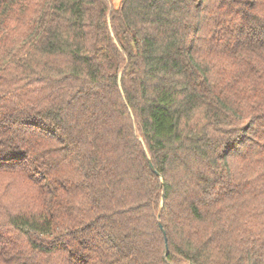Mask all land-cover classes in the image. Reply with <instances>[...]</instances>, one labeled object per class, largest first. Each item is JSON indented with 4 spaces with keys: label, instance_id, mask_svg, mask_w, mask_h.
I'll use <instances>...</instances> for the list:
<instances>
[{
    "label": "trees",
    "instance_id": "obj_1",
    "mask_svg": "<svg viewBox=\"0 0 264 264\" xmlns=\"http://www.w3.org/2000/svg\"><path fill=\"white\" fill-rule=\"evenodd\" d=\"M0 179V264H264V0H0Z\"/></svg>",
    "mask_w": 264,
    "mask_h": 264
},
{
    "label": "rangeland",
    "instance_id": "obj_2",
    "mask_svg": "<svg viewBox=\"0 0 264 264\" xmlns=\"http://www.w3.org/2000/svg\"><path fill=\"white\" fill-rule=\"evenodd\" d=\"M109 2H110V4H111L112 6L115 7V6H117V5L119 4L120 0H109ZM3 183H4V181H3L2 179H0V186H1ZM3 188H4V187H1V188H0V191H2ZM9 192H10L11 194L15 195V196H20V195L24 194L25 190H24V188H23L22 186H16V187H14V188H11V189L9 190Z\"/></svg>",
    "mask_w": 264,
    "mask_h": 264
},
{
    "label": "water",
    "instance_id": "obj_3",
    "mask_svg": "<svg viewBox=\"0 0 264 264\" xmlns=\"http://www.w3.org/2000/svg\"><path fill=\"white\" fill-rule=\"evenodd\" d=\"M118 82L120 83L119 79H118ZM119 85H120V84H119ZM149 166H150V168H151L154 172L157 173V171L155 170V168H154L152 162L150 161V159H149ZM158 223H159V225H160V227H161V229H162L163 234L165 235V233H164V229L162 228V226H161V222H160L159 219H158ZM164 237H165V236H164ZM166 249H167V245H165V250H166ZM189 264H192V263H189Z\"/></svg>",
    "mask_w": 264,
    "mask_h": 264
}]
</instances>
